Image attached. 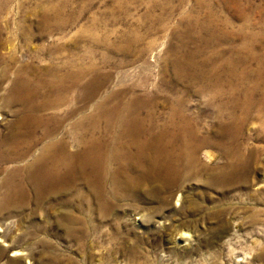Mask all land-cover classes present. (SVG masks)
Listing matches in <instances>:
<instances>
[{
	"label": "rangeland",
	"instance_id": "obj_1",
	"mask_svg": "<svg viewBox=\"0 0 264 264\" xmlns=\"http://www.w3.org/2000/svg\"><path fill=\"white\" fill-rule=\"evenodd\" d=\"M1 2L9 5L3 39L11 40L24 62L31 63L30 51L42 44L71 45L78 37L82 56L95 52L91 61L96 72L84 82L97 76L109 80L93 101L79 98L78 118L95 113L105 95L137 86L139 91L161 92V123L170 110L168 93L182 95L200 137L195 140L198 162L185 163L181 172L164 182L155 180L156 185L146 183L131 193L121 190L117 197L110 193L105 201L80 182L76 187L83 194L70 187L41 200L31 192L27 203L7 207L6 186L0 182V264H264V124L252 118L235 134L224 129V124L232 125L229 117L216 116L210 96L198 92L200 83L186 90L190 82L179 81L169 59L188 24L211 16L220 25L230 20L235 30L247 19V32H261L264 44V0ZM52 3L71 21L81 16L53 37L27 42L20 25L36 27L39 5ZM93 25L94 41L86 35ZM129 41L134 43L130 53L124 50ZM54 50L40 55L45 65L69 55V50ZM13 119V113L1 111L0 129ZM205 152L212 154L210 160ZM22 248L25 252L17 254L16 249Z\"/></svg>",
	"mask_w": 264,
	"mask_h": 264
},
{
	"label": "bare ground",
	"instance_id": "obj_2",
	"mask_svg": "<svg viewBox=\"0 0 264 264\" xmlns=\"http://www.w3.org/2000/svg\"><path fill=\"white\" fill-rule=\"evenodd\" d=\"M8 7L0 3V112L15 115V119L3 122L4 130L0 129V175L6 174L0 182L5 184L9 199L5 206L27 203L31 192L44 200L80 182L105 201L110 193L136 192L143 184L175 176L189 161L198 162L195 140L200 133L182 95L169 92L166 96L170 110L164 123L158 115L161 92L139 91L137 86L108 92L97 103L95 113L78 118L79 98L93 101L109 80L108 76L105 81L97 76L84 82L96 72V63L91 61L95 52L82 56L78 37L71 45L42 44L30 51L32 62H24L11 40L3 39ZM36 14L41 15L36 27L20 25L27 42L28 38L53 37L81 16L71 21L54 3L45 8L39 5ZM196 23L188 24L180 35L179 47L170 51L179 81L190 82L186 90L192 83H200L198 92L210 96L209 105L215 108L216 116L231 120L232 125L224 124L223 128L232 134L252 118L264 124L262 33L247 32V19L238 30L230 20L220 25L212 16ZM93 31L94 25L86 30L92 40ZM224 43L226 48L222 47ZM132 44L127 42L124 50L130 53ZM51 48L57 52L69 50V55L45 65L40 55L54 53L47 52ZM142 52L139 50L138 56ZM165 85L174 86L169 82ZM204 154L212 158L211 153ZM24 250L16 252L22 254Z\"/></svg>",
	"mask_w": 264,
	"mask_h": 264
}]
</instances>
